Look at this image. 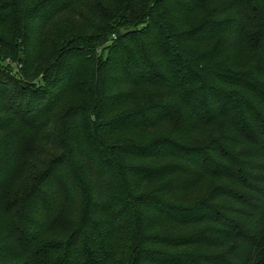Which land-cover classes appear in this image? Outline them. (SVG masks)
<instances>
[{
  "label": "trees",
  "instance_id": "16d2710c",
  "mask_svg": "<svg viewBox=\"0 0 264 264\" xmlns=\"http://www.w3.org/2000/svg\"><path fill=\"white\" fill-rule=\"evenodd\" d=\"M68 1L0 0V50L40 96L20 107L21 142L0 147V264H111L128 213L145 223L130 264H264V225L242 234L237 219L264 216V0H126L117 28L66 41L36 77L42 38ZM85 65L87 98L48 134L46 114ZM5 88L0 76L1 97ZM203 176L225 183L204 189ZM166 221L180 227L163 234ZM205 222V233L177 231ZM188 248L216 255L171 253Z\"/></svg>",
  "mask_w": 264,
  "mask_h": 264
},
{
  "label": "rangeland",
  "instance_id": "374dc122",
  "mask_svg": "<svg viewBox=\"0 0 264 264\" xmlns=\"http://www.w3.org/2000/svg\"><path fill=\"white\" fill-rule=\"evenodd\" d=\"M38 1L41 0H34V2ZM125 1L126 0H69L67 4L65 3L64 6L62 5L61 12L56 18L50 21L46 29V34L44 38H42V42L39 46L38 61L31 66L32 68L34 67L31 73H34L36 77L40 76L48 64L55 59L58 52L64 47L68 48L70 46L68 43H65L66 41L83 38H92L96 41L103 34L105 27L110 25L117 28L118 24H120L118 17L120 16L119 14ZM1 51L7 56L4 61L0 62V76L5 82V91L7 94L3 95L4 100L3 96H0V123L2 124L7 121L11 122L9 130L0 133V143H2L0 147L3 148L21 142L18 139L19 135H17L19 132L18 128L27 120L23 121L18 119L17 116L21 117V115L24 114L29 116V114L20 107L25 109L31 102L38 104L40 102V96L36 93L37 90L33 86V81L36 78L28 77L29 80H25L23 65L21 63L19 64V61L12 59V50L3 48L0 52ZM86 67L87 65L79 68L80 79L78 78V80L76 79L72 83L70 90L64 94L60 105L53 112L46 114V118H48L47 123L49 125L48 134L53 130L55 123L58 122L60 115L66 107L87 98L89 91L85 78L88 72ZM23 86H26L28 89H34V92L30 91L24 94L23 91H21ZM36 113L31 116L33 119ZM219 125L220 124L213 127H219ZM212 131L211 128V131L207 130L199 135L202 139L211 138ZM11 132L13 134H11ZM34 144L39 148L42 147L41 149L48 147L47 139H37ZM38 158L40 159L41 157ZM21 181L17 183H21ZM198 183L203 186L204 189L210 188L212 190L222 186L225 182L224 180L212 178L211 176H203L198 180ZM250 202L257 204L255 200H250ZM242 208H244V206ZM258 212L254 211L253 215H255V218L252 216L247 217L246 215L237 216L238 223H241L240 230L238 231L242 234L249 233L255 235L264 225V216ZM144 216L150 217L152 213H142L141 218H146ZM233 217L235 218V215ZM138 220L140 219H137L134 214L129 213L119 219L116 232V256L111 264H130V255L132 254L130 247L131 243L135 240L134 232L140 226L145 225L143 221H141L142 225H139ZM213 224L212 222H205L203 224L186 226L184 230L177 231H180V235L199 232L205 233L207 228L213 226ZM173 227L178 229L180 225H172L170 221H166L157 229L163 234L171 235L176 231L172 229ZM220 241H222V239ZM234 242L236 243L237 239L227 240L226 245L228 246H226V248L233 247ZM237 244L239 245L241 242L239 241ZM187 251L197 255L201 253L209 254L210 256L216 255V251L213 252L210 250L207 252V249L204 248H188L187 250L171 253L180 256L185 255ZM181 257L182 260L185 259V256Z\"/></svg>",
  "mask_w": 264,
  "mask_h": 264
}]
</instances>
